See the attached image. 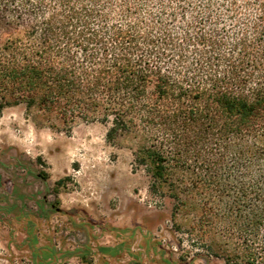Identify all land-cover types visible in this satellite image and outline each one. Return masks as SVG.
Masks as SVG:
<instances>
[{
  "label": "trees",
  "instance_id": "16d2710c",
  "mask_svg": "<svg viewBox=\"0 0 264 264\" xmlns=\"http://www.w3.org/2000/svg\"><path fill=\"white\" fill-rule=\"evenodd\" d=\"M0 0V110L108 124L227 264H264V0Z\"/></svg>",
  "mask_w": 264,
  "mask_h": 264
},
{
  "label": "rangeland",
  "instance_id": "374dc122",
  "mask_svg": "<svg viewBox=\"0 0 264 264\" xmlns=\"http://www.w3.org/2000/svg\"><path fill=\"white\" fill-rule=\"evenodd\" d=\"M246 13H256L249 0ZM22 103L0 110V264H227L196 232L189 207L175 210L165 187L134 168L135 141L106 138L100 121L70 130L36 121Z\"/></svg>",
  "mask_w": 264,
  "mask_h": 264
}]
</instances>
